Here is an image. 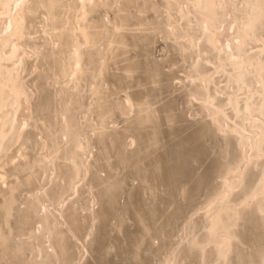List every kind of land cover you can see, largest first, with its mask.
<instances>
[{"label": "bare ground", "instance_id": "obj_1", "mask_svg": "<svg viewBox=\"0 0 264 264\" xmlns=\"http://www.w3.org/2000/svg\"><path fill=\"white\" fill-rule=\"evenodd\" d=\"M109 1L0 0V264H187L199 243L210 245L201 264H258L247 231L264 209L244 203L264 193V162L262 185L251 196L255 181L245 178L264 158V122L252 114L256 108L264 117V24H258L264 0H187L186 8L177 0H128L124 16L117 10L121 0ZM223 23L236 28L232 49L219 39ZM123 25L131 33L119 43L133 48V55L122 52L127 77L113 73L110 50L101 54L110 28ZM248 41L260 45L250 55ZM170 64L175 69L168 70ZM221 75L229 86L220 92L231 90L235 117L259 130L249 152L244 126L227 121L208 93ZM234 87L242 98L233 97ZM191 94L204 99L194 114L208 105L209 120L189 124L191 116L181 114ZM121 100L127 117L119 111ZM22 104L28 119L16 128ZM14 135L16 145L8 150ZM212 141L222 164L210 175ZM232 143L238 152L231 160ZM226 170L231 173L221 176ZM71 190L74 197L63 204ZM178 204L194 215L178 216ZM118 214L119 226L108 236L105 229ZM156 236L163 237L161 246ZM258 241L264 246V231ZM108 242L121 263L103 254Z\"/></svg>", "mask_w": 264, "mask_h": 264}, {"label": "rangeland", "instance_id": "obj_2", "mask_svg": "<svg viewBox=\"0 0 264 264\" xmlns=\"http://www.w3.org/2000/svg\"><path fill=\"white\" fill-rule=\"evenodd\" d=\"M112 5H114V2L115 0H110L109 1ZM128 0H121L120 1V7L117 6V10H119V14L121 16H124L126 13L123 11L125 9H127L128 7V4H127ZM177 4H179L181 7L183 8H186L187 7V0H177L176 2ZM31 6H34V4H31ZM34 12V10H33ZM155 13V22L156 23H160L161 20L163 21V18L161 17V13H160V10L156 9L154 11ZM230 13H228L229 15ZM231 15V14H230ZM223 16V15H222ZM221 16V17H222ZM223 18V17H222ZM125 24H127L125 22ZM259 26L263 25L264 24V19H262L260 22H258ZM235 27L231 30L230 29V26L228 23H223L222 27H221V37L219 38L220 41H221V44L222 45H225L226 43H230V47L231 49L233 48V43L235 42L234 38L232 37V32L235 31ZM2 30V23L0 22V31ZM39 29L35 30V32H38ZM131 33V28H129L128 26L126 25H123V26H119L118 30H113L112 28H110V32L108 33L107 37L105 38V41L103 42L102 44V47H103V50H102V56L103 57H106V52L107 50H110V56H109V61L112 62L113 64V73L116 74L117 76L119 77H127V76H131L130 74L128 73H124L122 72L120 69L125 66L127 64V61L125 60L127 55H123L122 52L123 51H128L129 52V56L130 55H133V48L130 46L128 48H125L123 45H121L119 43V41L121 40L122 36L124 35H128ZM167 27H165L162 31V35L165 37L167 35ZM35 36L38 37L40 36L39 32L37 34H35ZM262 36L264 37V33L262 34ZM114 40L115 43H113L112 45H110V42ZM259 44V43H258ZM257 43H253L251 41H248V46H247V52H248V55H250L251 53H253V51H255L257 49L258 45ZM106 49V50H105ZM193 61L194 62H197V59L196 57H193ZM211 64L212 61L209 60ZM215 62H219L218 59H215L214 60ZM192 61L191 60H188L186 65L187 66H190ZM180 64V68L178 69V74H181V76L183 75L182 72H183V66L184 64L179 62ZM203 64V68L207 69L208 66H205ZM249 67V66H248ZM175 69V65L173 64H170L168 66V70H173ZM219 82V85L217 87H213L211 86L210 89H209V95L210 96H213L214 98H216V103H219V106L221 108V110L224 111V113L227 115V117L229 118V122H235L236 124H238L239 126H244V129H245V133L244 135L247 137V146H246V151L249 152V148L251 146L254 145V141L259 133V130L255 127H248L245 123V121H240L238 120L236 117H235V106L234 104L230 103L227 99V93H230L231 90H227L225 91L224 94H222L220 92V90L222 88H224L225 86L228 87L229 86V82L226 81V77L225 75H221L220 78L217 80ZM221 83V84H220ZM254 84V88L251 90V92L254 94L257 90L259 91L258 89V86L253 82ZM154 87H158L160 84L158 82H155L154 84ZM234 89V91H233ZM232 93H233V97H240L242 98L241 94L240 93H236L235 92V87L232 88ZM226 95V96H225ZM178 96V97H177ZM174 100L178 101V102H182V98H180V95L175 92L174 95ZM189 99L190 100H193V101H186L188 102L187 104H185L182 109H181V114L184 115V114H189L191 117H189V120H188V123L191 124L193 123L194 121H203V120H209V118L212 116V113H211V109L210 107L207 105L206 108L204 110H202V113H200L198 116H196L194 114L196 108L198 106H201V104L203 103L204 99L202 97H199L197 95H190L189 96ZM119 111L121 112L122 116L123 117H127L129 116V112L125 106V103L123 102V100H121L120 102V105H119ZM252 114L255 118L259 119V121L261 122H264V117L261 116L258 111L256 110V108H253L252 109ZM25 119H28V116L26 114V110H25V104H22V107L17 115V124H16V128L18 127L19 124H21L23 122V120ZM208 134V133H207ZM209 135V134H208ZM89 138L91 139V136L89 135ZM83 145L86 147V143L83 141L82 142ZM95 144V140L91 142V145H94ZM16 145V142H15V135L13 136L12 140L8 143L7 147H8V150H10L12 147H14ZM216 145V142L215 141H212L211 143L208 144V148L210 150V152L212 153V159H211V164L209 165L208 167V174H214L221 166V160H220V154L218 152V150H214L216 149L215 147ZM232 147H230V151H229V154H230V159H234L237 152H238V146L236 144H231ZM264 146V145H263ZM85 152H87V150H85ZM87 154V153H86ZM224 157V155H223ZM93 162V161H92ZM91 162V166H90V171L91 173H93L95 171V168H94V165L93 163ZM264 162V158H262L261 160L258 161L257 165H252L250 167H248L245 171V178L247 180L248 183H253L254 181V186L252 188L249 189V192H248V196H251V194L255 191H259L260 190V187L262 185V179H259L260 178V169H259V166L260 164H262ZM243 165V164H242ZM241 165V166H242ZM233 168L235 167V164H232ZM243 170L245 169L244 165L242 166ZM19 172L22 173L24 171V168H21L19 167ZM231 171L230 170H226V171H223L221 173V176L225 177L227 176L228 174H230ZM113 173L115 174L116 171L113 170ZM80 175H83V169L81 170L80 172ZM83 177V176H81ZM258 179V180H257ZM125 180L126 181H129V182H125L126 184H131V181H132V175L130 173H127L126 176H125ZM232 180V178L230 179V181ZM261 181V182H259ZM77 182V181H76ZM81 183V182H80ZM80 183L76 184V185H79ZM111 183H114V179H111L109 182H108V186L107 188L110 187ZM261 183V184H260ZM260 184V185H259ZM49 182L48 180L45 181L43 184H42V187L44 189H47L49 187ZM260 186V187H259ZM214 187V186H213ZM257 189V190H256ZM198 195V193L196 194ZM72 197H74V193H73V190H71L68 195L65 197V200L63 204H65L69 199H71ZM196 197V196H195ZM24 199V200H23ZM23 201L22 202H26V199H27V196L24 195L23 197ZM238 199V192L237 193H234L232 196H231V201H234V200H237ZM83 204L86 206V208L90 211L92 210L91 207H90V204H89V200L88 199H85L83 201ZM121 203H115V206L119 208ZM60 206H58L57 208H60ZM190 206H188L187 204H178V216L180 215H184L188 210ZM244 207L245 208H251V209H254V208H261V209H264V193L260 192L257 197H256V201L254 202V204L249 200L247 201L246 203H244ZM117 208V209H118ZM199 213H204L206 211V208L203 206V205H200L199 206ZM196 210H189L188 211V214L192 217L194 215V212ZM121 215L118 214L117 216H114V220L112 222L111 225H109L105 230L108 234V236H110L114 230V228L118 227L119 226V222H118V217H120ZM194 218H196V216H194ZM187 221L189 219H186ZM15 223V222H14ZM183 224V218L181 217L176 225H175V230H174V233L173 235L176 236L178 234V232L180 231L179 229H181L180 227L182 226ZM180 226V227H179ZM248 235L249 237H254V242L253 244L256 245V247H254L252 249V252L254 253V259L258 262V264H264L263 262V252H264V246H262V243L260 241H258V236L259 234H262V232L264 231V213L262 214H257V216L253 219V221H251L250 225L248 226ZM155 230H158V228H156ZM167 230V229H166ZM257 238V239H256ZM225 239V235L222 236V240ZM164 239L163 237H160V236H156V239H155V242L154 243H158L159 246H161V244L163 243ZM82 242L85 243L84 241V238L82 239ZM152 244L150 243L148 246L150 247ZM244 245V244H243ZM112 246L111 244L108 242L105 244L104 246V249H105V252H103V254L105 253H108V255H112L115 257V261L118 262V263H121L122 262V256L120 255H117L112 249ZM168 245H167V249H168ZM210 248V245H208L207 243H199L197 245L196 248L193 249L192 253L190 255H188L190 257V262H187V264H201L202 261H203V253L204 252H207ZM246 249H248V246L245 247ZM228 246H225L224 249H223V254L224 253H227L228 252ZM181 256L182 257H185L187 256V249L183 247V249L181 250L180 252ZM149 256V253L148 252H144V258L147 259ZM253 259V260H254Z\"/></svg>", "mask_w": 264, "mask_h": 264}]
</instances>
